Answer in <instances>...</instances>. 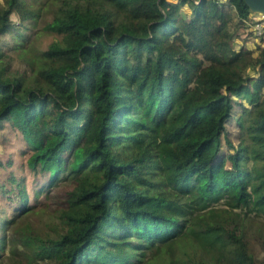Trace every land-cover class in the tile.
I'll return each mask as SVG.
<instances>
[{
  "label": "trees",
  "instance_id": "obj_1",
  "mask_svg": "<svg viewBox=\"0 0 264 264\" xmlns=\"http://www.w3.org/2000/svg\"><path fill=\"white\" fill-rule=\"evenodd\" d=\"M49 2L62 40L27 56L16 35L32 72L0 66V126L31 170L74 185L58 233L31 209L4 222L0 264H264V172L248 164L264 156V49L235 39L244 0H2L0 36Z\"/></svg>",
  "mask_w": 264,
  "mask_h": 264
},
{
  "label": "rangeland",
  "instance_id": "obj_2",
  "mask_svg": "<svg viewBox=\"0 0 264 264\" xmlns=\"http://www.w3.org/2000/svg\"><path fill=\"white\" fill-rule=\"evenodd\" d=\"M55 9V5L49 2L41 8L39 16L34 19L21 21L16 14L11 15L14 29L10 33L0 36V51L4 56L0 66L3 67L5 74L24 76L32 72L23 56H19L22 50L13 48L16 35L19 34L18 38L22 40L23 46L27 50L24 54L27 56L28 54L38 55V51L45 49L51 41L62 40L61 34L44 27L47 23L52 22L56 15ZM240 27L241 35L237 34L236 40L242 42V37H244L254 54L264 49V37L253 38V35H247L249 33L248 23L244 22ZM246 71L252 72L251 68ZM234 109L235 111L239 109L237 104H234ZM227 131L229 139L237 146V127L232 119L227 122ZM222 143L221 155H227L234 150L226 145L224 140ZM254 148L248 146L249 155H253ZM256 149L262 148L256 147ZM30 152L21 134L8 121L4 122L0 126V237L4 232L9 233L4 222L21 209H31L27 221L39 231L56 234L61 229L59 213L65 207L66 196L72 189L74 180L67 175H62L55 180L51 178L48 171L31 170L26 164ZM252 162L254 163L253 167L264 172V156H255L248 164L252 166ZM255 226L253 227L255 228ZM252 249L254 254L264 257V249L259 243L252 241Z\"/></svg>",
  "mask_w": 264,
  "mask_h": 264
},
{
  "label": "built area",
  "instance_id": "obj_3",
  "mask_svg": "<svg viewBox=\"0 0 264 264\" xmlns=\"http://www.w3.org/2000/svg\"><path fill=\"white\" fill-rule=\"evenodd\" d=\"M228 0H216L219 4L226 5ZM248 23V32L253 35V38L264 37V15L260 13H253L251 19L244 20Z\"/></svg>",
  "mask_w": 264,
  "mask_h": 264
},
{
  "label": "water",
  "instance_id": "obj_4",
  "mask_svg": "<svg viewBox=\"0 0 264 264\" xmlns=\"http://www.w3.org/2000/svg\"><path fill=\"white\" fill-rule=\"evenodd\" d=\"M244 2L251 12L264 15V0H244Z\"/></svg>",
  "mask_w": 264,
  "mask_h": 264
}]
</instances>
